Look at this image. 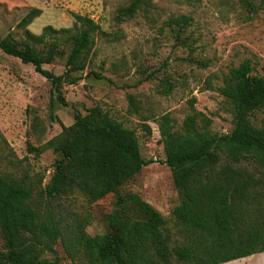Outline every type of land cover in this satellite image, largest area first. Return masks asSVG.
<instances>
[{
  "label": "rangeland",
  "instance_id": "obj_1",
  "mask_svg": "<svg viewBox=\"0 0 264 264\" xmlns=\"http://www.w3.org/2000/svg\"><path fill=\"white\" fill-rule=\"evenodd\" d=\"M129 0H0V38L25 39V32L39 35L46 26L70 28L72 15L88 16L99 24L86 69L75 86L61 88L67 106L51 94V85L31 65L0 50V173L34 189L33 198L49 210L67 230L75 219H87L90 236L106 234L121 219L139 218L136 206L116 205L112 194L89 203L80 193L48 199L43 189L59 157L51 148L53 138L99 107L126 129L135 132L141 157L153 161L119 188L123 198L135 197L154 208L166 221L173 241H179L172 210L179 204L170 169L164 164L158 120L164 114L180 130L188 115L202 114L210 121V134L233 129L232 107L216 90L230 69L249 60L252 75L264 77V0H145L131 19L117 22L115 15ZM40 15L27 26L21 20L32 10ZM186 23H181V19ZM171 21L178 22L176 25ZM69 48L43 68L55 75L65 71ZM95 71L103 78L86 77ZM169 83L170 92H166ZM211 88H207V87ZM130 98L133 106L130 105ZM255 127L264 123V107L250 116ZM203 130L200 116L196 117ZM150 128V133L144 129ZM34 149H38L39 153ZM245 166L252 170V165ZM0 237V251H2ZM55 253L42 258L52 264H70L62 242ZM224 264H264V253Z\"/></svg>",
  "mask_w": 264,
  "mask_h": 264
},
{
  "label": "trees",
  "instance_id": "obj_2",
  "mask_svg": "<svg viewBox=\"0 0 264 264\" xmlns=\"http://www.w3.org/2000/svg\"><path fill=\"white\" fill-rule=\"evenodd\" d=\"M144 1L129 0L117 11L116 21L133 18ZM240 2L248 4V0ZM39 15L40 10H30L21 25H29ZM72 16L75 22L70 28L46 26L39 35L26 31L19 42L0 38V50L31 65L50 83L51 94L56 93L63 106L67 103L62 86L77 84L80 77L74 74L86 69L94 38L101 32L88 16ZM181 23L187 24L186 19ZM66 47L69 53L61 75L43 68L64 56ZM252 72L250 61L245 60L230 69L216 89L232 107L230 133L210 134L205 130L210 121L200 113L186 116L180 130L174 129L169 114L158 120L163 163L170 169L179 198L171 212L179 241L172 240L167 221L149 204L120 195L119 188L153 161L141 157L133 130L94 107L85 115L76 114L75 122L63 126L53 138L51 148L59 157L43 195L56 199L80 193L95 203L112 194L120 208L132 202L139 218L121 219L114 214L115 228L95 236L85 232L87 219H75L67 230L60 219L34 201L31 185L0 173V264H52L42 256L55 253L59 240L70 264H224L264 253V123L255 127L250 120L264 107V77ZM85 76L103 78L95 71ZM166 86L170 92L172 86ZM197 116L203 122L202 131ZM144 129L150 133L147 125ZM34 150L38 155L39 150Z\"/></svg>",
  "mask_w": 264,
  "mask_h": 264
}]
</instances>
